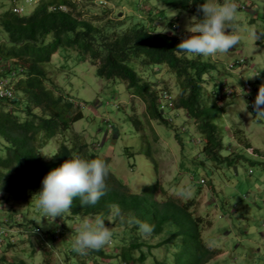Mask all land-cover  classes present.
Here are the masks:
<instances>
[{
    "label": "trees",
    "instance_id": "1",
    "mask_svg": "<svg viewBox=\"0 0 264 264\" xmlns=\"http://www.w3.org/2000/svg\"><path fill=\"white\" fill-rule=\"evenodd\" d=\"M113 1L43 0L32 13L3 15L0 81L11 82L14 86L8 88L11 96L0 98V192L3 193V202H0V264H35V250L43 255H40L43 257L40 264H103L108 258L116 259L110 264H145L147 255L159 246H166L167 253L162 260L155 259L157 264H209L218 254L205 241L204 233L210 222L196 214L195 200H185L179 189L173 190L179 195L166 197V190L172 186L163 188L158 183L144 186L141 194H134L112 170V156L90 150L81 135L76 134L74 140L66 137L83 114L74 115L75 102L65 89L54 83L48 86L46 65L62 70L70 67L69 72H72L76 64L71 61L88 60L97 66L96 73L101 79L126 84L131 98H138L146 105L145 117L129 116L138 133L140 129L145 132V118L167 127L174 122H165L168 113L160 105L162 94L166 91L160 71H172L181 81L183 89L178 108L194 120L199 132L205 136L207 153L215 160L228 161V165H233L241 154L231 160L221 155L225 137L219 130L218 121L228 115L236 99H219L223 96L214 79L216 73L240 71L248 64L237 62L231 71H226L219 69L222 62L212 63L204 57L189 60L178 53L176 46L187 35L177 32L180 25L172 26L174 22L179 23L176 19L169 25L166 23V12L175 10L193 18L202 15L197 13V6L204 0H147L146 4L154 1L150 10L145 6L142 8L140 0H133V13L123 19L119 13L117 20L110 17L112 9H106L103 16L90 20L77 12L82 2L114 6L116 3ZM234 1L238 14L249 16L250 25L256 26L264 17V0ZM83 8L86 6L83 5ZM255 32L264 38V28ZM240 36L241 42L229 52L245 48L247 38ZM57 57L64 63L63 66H58L61 63ZM208 72L213 79L212 90L216 91L212 102L210 99L207 104L203 91L206 93L208 84H205V90L203 84L204 75ZM256 82L258 88L264 84V71L260 72ZM249 108L253 109L252 104ZM228 132L245 149L250 146V140L238 134V124ZM176 135L182 142L178 128ZM58 136H65L66 141L72 142L71 145L65 141L57 151L54 149L52 154L56 155L52 159L39 155L48 142ZM154 136L157 137V134ZM142 138L147 139V154L151 155L150 135ZM125 150L129 156L136 157L138 153L134 145L126 146ZM72 157L98 158L110 166L105 194L95 205L81 206L77 198L63 219L57 217L55 223L49 224L45 218L43 226L37 224L40 213L35 207L34 194L42 188V180L50 170ZM159 190L161 193L157 199ZM11 203L12 206L25 205V211L10 209L12 206L8 205ZM97 216L105 219L106 226L113 233L110 246L115 249L124 244L129 251L124 249L110 253L103 248L81 255L72 250L75 232L68 225L75 226L85 217ZM111 221L114 226L110 225ZM138 222L148 225L149 230L142 231ZM121 228L122 231H118ZM155 238L162 241L153 246L150 242ZM25 243L33 249L23 248ZM11 249L24 253L32 262L16 254L11 255ZM135 251H141L140 257L134 255Z\"/></svg>",
    "mask_w": 264,
    "mask_h": 264
},
{
    "label": "rangeland",
    "instance_id": "2",
    "mask_svg": "<svg viewBox=\"0 0 264 264\" xmlns=\"http://www.w3.org/2000/svg\"><path fill=\"white\" fill-rule=\"evenodd\" d=\"M146 1L140 0L141 7L145 6L147 10L152 9L154 1L147 4ZM134 2L133 0H114L113 3H116L114 6L101 5L99 2H82L80 10L77 12L82 13L84 19L90 20L95 16H103L106 9H112L111 19L117 20L119 13L123 19L133 13L132 3ZM234 2L236 3V1ZM83 5L86 8H83ZM35 6L27 3L26 0H0V38L4 36L1 28L4 14L14 12L17 7L25 8V13H29ZM121 14L123 15L121 16ZM166 15L168 25L174 19L179 22L178 24L174 22L172 26H181L177 31L180 35H190L185 29L192 20L191 16L170 9ZM127 20L128 18L125 21ZM250 24L251 19L248 15L238 14L237 34L247 38L245 48L233 54L227 53L217 55L215 58H206L212 63L220 60L233 63L238 59L247 62L248 65L243 70L229 74L227 72L219 75L216 73L214 79L216 84L228 81L229 85L235 86L240 96V103H245L244 80L255 79L257 76L248 77L264 71V40H262L264 38H259L255 32L264 28V17L256 26ZM162 29L166 30L167 28L163 27ZM58 61L61 63L59 58ZM76 62L77 59L75 62L71 61L73 65L76 64L72 67V72H69L70 67L62 70L46 65L49 78L48 86L51 87L54 83L60 89H65L75 102L74 115L83 114V118L73 124V130L66 137L74 140L76 134L81 135L82 139L89 144L90 150H99L100 155L112 156V170L116 172L122 184L129 186L127 189L134 194H141L145 185L158 183L163 188L172 186L171 189L166 190V197L179 195V192H173V190L179 189L182 191L183 197L195 200L196 214L206 217L210 224L212 223L211 227H206L204 233L208 246L212 250L218 251L210 264H264V140L261 139V136L264 135V121L255 123L243 104L242 106H231L228 115L218 121L219 130L224 135L227 146L223 154L228 155L232 150H235L241 156L233 165L219 166L215 160L207 156L206 152H202L203 144H199V141L202 140V132H199V127L186 112L178 108V101L183 95V89L181 81L172 71L168 73L163 69L160 71V76L166 85L165 89L175 101L169 104V106H173V109L166 115L165 122H174L171 127H167L160 122L145 118V132L140 129V133H138L129 116L145 117V103L138 98L133 100L126 84L110 83L108 80L101 79L96 73L97 66L90 64L88 60ZM63 65L64 63H61L58 66ZM241 71L243 72L240 73ZM204 79V90L206 89L205 84H208L206 93L203 91V98L207 103L212 96L211 73H205ZM5 84L7 83H4L3 87L5 86L7 89L11 85ZM240 122L246 124L247 137L252 141L253 146L261 149L260 155H249L243 144L231 138L227 128ZM177 128L182 135V142L176 135ZM155 133L157 137L154 136ZM146 135H150L149 140L152 141L150 153L155 166L143 149L147 139H143L142 136ZM255 138H260V143H256ZM65 141V136H58L49 141L43 150L52 154V151L54 149L57 151ZM71 143L68 142L67 145H71ZM128 145L136 147L135 151H138L136 157L128 155L125 150ZM203 177L209 180L206 186L199 185ZM201 187L204 188L201 190ZM160 193L161 190L156 194L157 199H159ZM2 195L3 193L0 192V202H3V200L1 201ZM182 200L184 201V199ZM158 202L161 201L158 200ZM8 206L11 207L12 203ZM24 207L25 205L16 204L10 209L23 211ZM110 223L114 226V222ZM118 231H122V228ZM138 233H141L140 230ZM147 239L148 237L145 235V240L147 241ZM161 241V238H155L150 243L155 246ZM126 246L128 247L127 244ZM23 248L33 249L27 243L23 245ZM105 249L110 253L122 252L124 249L129 251L124 244L115 249L111 246H107ZM144 250L148 252L146 248ZM35 251L37 259L33 261L35 264H40L43 258L40 255H43L38 254V250ZM9 253L27 258L29 262H32L22 252H15L11 249ZM133 253L137 257L141 255V251ZM166 253V246L155 247L151 254L147 255L148 259L145 264H157L155 259L162 260ZM48 256L50 260H53V257ZM115 260L108 258L103 264H110Z\"/></svg>",
    "mask_w": 264,
    "mask_h": 264
},
{
    "label": "clouds",
    "instance_id": "3",
    "mask_svg": "<svg viewBox=\"0 0 264 264\" xmlns=\"http://www.w3.org/2000/svg\"><path fill=\"white\" fill-rule=\"evenodd\" d=\"M26 1L30 5H36L35 8L29 12L32 13L43 0ZM237 8L238 6L234 0H204L203 3L199 4L197 6V13L202 15L194 16L192 18L191 22L185 29L190 35L183 37L180 43L176 46L178 53L183 54L182 58L192 60L196 57L215 58L217 55H225L227 53L233 54L234 52L229 51L237 46L242 39L241 36L237 34ZM14 13L24 15L26 14L25 8L17 7ZM172 34L175 35V31H173ZM219 62L223 63L219 69L226 71H231L237 62L247 63L240 59L233 63H229L227 60H220ZM259 74L260 72L248 77L254 78L257 76V78L244 80L243 82L245 86V103H240V96L237 90L233 85H229L228 81L219 84V90L223 96L219 99H236V102L231 106H242L243 104L255 123H258V121H264V84H261L259 88L256 86ZM8 84L14 86L11 82ZM215 91L216 90L214 89L212 90V96L210 97L211 102ZM162 97L163 100L160 102V105L162 104V110H164L165 113L172 111L173 106H169V104L175 102L174 98L171 97V94L167 90L163 92ZM210 99L207 101V104L210 102ZM250 104H252L253 109L249 108ZM238 125V134L247 137L248 132L246 131V124L240 122ZM231 128L232 127H229L227 129L231 130ZM261 139L264 140V135L261 136ZM261 139L255 138L254 141L260 143ZM200 143L203 144L202 152L207 153L205 149V136L202 135V140L199 141V144ZM225 148H227L226 145L220 151L223 157L231 160L238 156V153L235 150H232L228 155L223 154ZM143 149L147 157L155 166V162L151 155L149 156L147 154L146 145H143ZM246 152L253 156L262 153L260 148L253 146L251 140L250 146L246 148ZM39 155L46 159H52L56 154H49L48 152L41 151ZM207 156L213 159V156L208 153ZM215 161L219 166L228 165V161ZM110 172V166L102 159H85L77 157L68 158L60 166L50 170L42 180V188L33 196V198L35 197V207L40 213V217L36 220V223L43 226V220L45 218L48 220L49 224L55 223L57 217L63 219L64 215L72 208L73 201L77 198L79 199L81 206L95 205L98 203L101 197L105 194L106 179ZM157 175L156 171V177ZM208 183L209 180L206 177H203L199 185L206 186ZM183 198L188 200L185 197ZM68 226L75 232L72 250L78 254L86 255L89 251L101 250L110 246L112 243L113 233L106 226L105 219L100 216L95 218L85 217L75 226ZM211 226L212 223L209 227ZM139 227L142 231L149 230V226L143 223H139Z\"/></svg>",
    "mask_w": 264,
    "mask_h": 264
},
{
    "label": "built area",
    "instance_id": "4",
    "mask_svg": "<svg viewBox=\"0 0 264 264\" xmlns=\"http://www.w3.org/2000/svg\"><path fill=\"white\" fill-rule=\"evenodd\" d=\"M30 1H32V0H30ZM17 11H19V10H17ZM2 83L3 82L0 81V98L5 97V96H11V92L9 91V89L5 88V86L3 87L4 83H3V85H2ZM7 84H5V85H7ZM4 89L7 91H5Z\"/></svg>",
    "mask_w": 264,
    "mask_h": 264
},
{
    "label": "water",
    "instance_id": "5",
    "mask_svg": "<svg viewBox=\"0 0 264 264\" xmlns=\"http://www.w3.org/2000/svg\"><path fill=\"white\" fill-rule=\"evenodd\" d=\"M123 14H121V16H122Z\"/></svg>",
    "mask_w": 264,
    "mask_h": 264
},
{
    "label": "bare ground",
    "instance_id": "6",
    "mask_svg": "<svg viewBox=\"0 0 264 264\" xmlns=\"http://www.w3.org/2000/svg\"><path fill=\"white\" fill-rule=\"evenodd\" d=\"M253 107V106H252Z\"/></svg>",
    "mask_w": 264,
    "mask_h": 264
}]
</instances>
